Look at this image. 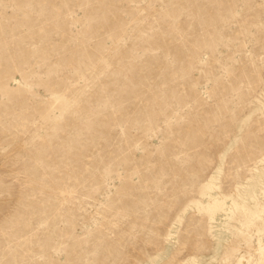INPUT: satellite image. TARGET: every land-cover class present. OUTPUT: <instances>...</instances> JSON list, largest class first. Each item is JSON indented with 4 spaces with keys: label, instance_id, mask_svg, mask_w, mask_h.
Here are the masks:
<instances>
[{
    "label": "rangeland",
    "instance_id": "obj_1",
    "mask_svg": "<svg viewBox=\"0 0 264 264\" xmlns=\"http://www.w3.org/2000/svg\"><path fill=\"white\" fill-rule=\"evenodd\" d=\"M0 264H264V0H0Z\"/></svg>",
    "mask_w": 264,
    "mask_h": 264
}]
</instances>
